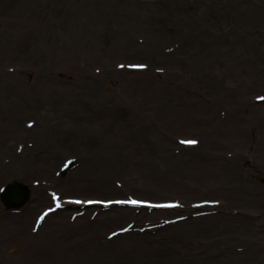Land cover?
<instances>
[{
  "label": "rangeland",
  "instance_id": "1",
  "mask_svg": "<svg viewBox=\"0 0 264 264\" xmlns=\"http://www.w3.org/2000/svg\"><path fill=\"white\" fill-rule=\"evenodd\" d=\"M213 1L0 0V264H264V0ZM112 207L94 243L123 247L45 233Z\"/></svg>",
  "mask_w": 264,
  "mask_h": 264
},
{
  "label": "bare ground",
  "instance_id": "2",
  "mask_svg": "<svg viewBox=\"0 0 264 264\" xmlns=\"http://www.w3.org/2000/svg\"><path fill=\"white\" fill-rule=\"evenodd\" d=\"M203 2L205 3V1L208 2V0H189V3L191 5H196L197 3L199 2ZM217 1V0H216ZM229 1V0H228ZM209 2H214L213 0H209ZM230 2V1H229ZM233 3H231V5H229V7H224L229 13H231L232 15H234L235 11L233 9H231L233 7ZM220 12V14L222 15L221 16V19H226V16H223V14L225 13V11L223 10H220L218 11V13ZM202 14V12L198 13V14H195L194 13V18L191 20V21H188L187 20V25H186V30H185V39H186V42L188 41H193L195 38H193V35L190 34V30H192L193 28H195L197 26L198 23H203L204 22V15H200ZM218 16V14L216 15ZM214 17V16H212ZM243 17V16H242ZM211 23V22H210ZM214 24V23H213ZM155 31L157 33V38L162 35L163 38L167 37L168 35L170 36H173L172 34H169L166 30H163L162 28H160L159 26L157 28H155ZM193 32V31H192ZM233 35V32H231L230 36ZM192 38H191V37ZM221 36V35H220ZM157 41V39H156ZM140 162V161H138ZM201 175H202V171H200ZM144 174V173H142ZM87 173L86 174V177H85V181H90L91 180V175H89ZM75 183L77 184L76 186L74 187H77L79 185H82L83 186V183L85 182L84 179L78 175L76 176L75 178ZM235 187H233V190H234ZM235 189H238V188H235ZM243 191H245L246 195L248 196L250 194L249 192V189L246 187V186H243ZM229 195H232V194H229ZM42 204H45L46 203V200H41ZM186 205V204H184ZM143 216L144 214L146 215V213L142 212ZM141 214V215H142ZM129 215H131V212L129 210H119V208H113L110 209L106 215H101L98 216V217H95L92 221L90 220V218H83V222L81 223V220H76V223L77 225H75L73 228L71 225L69 224H66L64 221L60 220L59 222H56V220H54L55 218L57 217H54V218H48L45 222H47V224H50L51 227L50 229L48 230V232L46 231L45 233L48 235V236H52L54 234H56V228L61 226L63 227L62 229L66 230V229H69V233L70 235L72 236V242L74 243L73 245L76 246V248H74L76 254L77 252L79 253L81 251L80 248H87V249H90L92 251H102L101 249H99V247H108L109 246H114L116 245L115 247L117 248H120V247H123V243H126L127 241H129V239H132L131 236L134 234L130 232H127L126 234L124 235H117L114 239H113V243L111 245H101L100 243H94V241L97 240L98 238V235H96L98 233V229L99 228V224H103V223H107V222H116V221H120L122 219H126L129 217ZM159 214H156L154 215V218H152V216H149V218H152V219H158ZM22 223H18V230L19 231H16V235L17 237H20L21 239H26V238H31V240H33L34 237H31L29 236V234L26 233V229H25V224H26V219H22ZM138 221V220H136ZM154 221V220H153ZM202 222V219H199V220H189L187 222H184V223H181V224H177L173 227H171L170 229V232H172L171 234L173 236H176V237H184V236H189L190 234H192L194 231V227L201 224ZM208 222V221H205V223ZM71 226V227H70ZM60 228V227H59ZM71 229V230H70ZM196 230L198 228H195ZM117 230H122V228L120 229H117ZM116 230V231H117ZM54 231V233H53ZM80 231H82L86 237L82 238L83 240H78V238L81 236V233H79ZM78 232V233H77ZM161 232V230L159 231ZM192 232V233H191ZM155 236L158 235L157 232H154ZM61 233H59L58 235H60ZM83 234V235H84ZM91 235H94V236H91ZM161 235V234H160ZM160 235H158L157 237H160ZM147 237V236H145ZM36 238V237H35ZM83 243L82 245H80V243ZM80 242V243H79ZM144 242L145 244H149V240H144L142 241ZM244 257L248 258L249 256L247 254H244Z\"/></svg>",
  "mask_w": 264,
  "mask_h": 264
},
{
  "label": "water",
  "instance_id": "3",
  "mask_svg": "<svg viewBox=\"0 0 264 264\" xmlns=\"http://www.w3.org/2000/svg\"><path fill=\"white\" fill-rule=\"evenodd\" d=\"M28 192L20 185L10 186L4 193V202L9 207L18 208L27 200Z\"/></svg>",
  "mask_w": 264,
  "mask_h": 264
},
{
  "label": "snow or ice",
  "instance_id": "4",
  "mask_svg": "<svg viewBox=\"0 0 264 264\" xmlns=\"http://www.w3.org/2000/svg\"><path fill=\"white\" fill-rule=\"evenodd\" d=\"M141 67H143V66H141ZM182 143L194 144V143H196V141H182ZM117 203H128V204H132V205H137V204H140L141 202L136 201V200H128V201H117ZM149 206H151V205H149Z\"/></svg>",
  "mask_w": 264,
  "mask_h": 264
}]
</instances>
